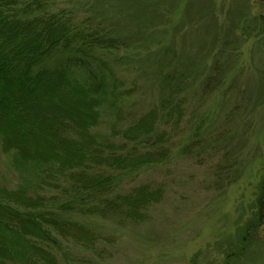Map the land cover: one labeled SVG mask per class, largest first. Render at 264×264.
<instances>
[{"label": "rangeland", "instance_id": "rangeland-1", "mask_svg": "<svg viewBox=\"0 0 264 264\" xmlns=\"http://www.w3.org/2000/svg\"><path fill=\"white\" fill-rule=\"evenodd\" d=\"M49 4L52 11L66 10L79 22L91 18L119 31L127 41L118 53L124 58L119 68L126 92L123 107L118 120L109 112L100 121L99 142L110 139L127 153L133 146L143 150L142 142H128L123 131L154 110L162 136L157 146L168 153L160 163L124 176L111 190L112 198L144 183L163 185V201L150 207L149 216L122 224L118 216L75 215L112 239L94 252L65 243L56 251L58 264H224L238 228L256 210L264 184V32L255 19L264 16L263 1ZM181 65L191 74L182 93L184 109L165 124L163 107L168 105L162 99ZM19 179L0 143V181L15 188ZM260 239L261 247L236 264H264V232Z\"/></svg>", "mask_w": 264, "mask_h": 264}, {"label": "trees", "instance_id": "trees-1", "mask_svg": "<svg viewBox=\"0 0 264 264\" xmlns=\"http://www.w3.org/2000/svg\"><path fill=\"white\" fill-rule=\"evenodd\" d=\"M49 6V0H0V143L20 178L15 188L0 181V264H58L56 251L65 243L97 251L112 237L75 215L141 222L165 196L163 185L144 183L110 197L124 176L168 156L157 146L162 136L154 110L123 131L143 150L133 146L127 153L110 139L99 142L100 121L109 112L118 120L123 107L124 58L118 53L127 41L91 18L79 22ZM255 19L264 32V16ZM189 70L181 65L162 99L168 105L165 124L182 116ZM261 188L257 208L238 228L224 264L246 261L261 247Z\"/></svg>", "mask_w": 264, "mask_h": 264}]
</instances>
